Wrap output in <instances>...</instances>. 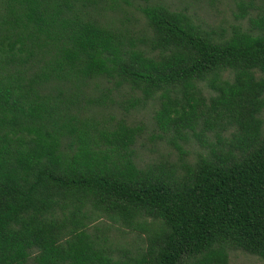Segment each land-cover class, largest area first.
<instances>
[{
  "label": "trees",
  "instance_id": "obj_1",
  "mask_svg": "<svg viewBox=\"0 0 264 264\" xmlns=\"http://www.w3.org/2000/svg\"><path fill=\"white\" fill-rule=\"evenodd\" d=\"M134 1L0 0V264L264 261V0Z\"/></svg>",
  "mask_w": 264,
  "mask_h": 264
},
{
  "label": "rangeland",
  "instance_id": "obj_2",
  "mask_svg": "<svg viewBox=\"0 0 264 264\" xmlns=\"http://www.w3.org/2000/svg\"><path fill=\"white\" fill-rule=\"evenodd\" d=\"M167 3H178L179 0H163ZM193 1L192 12L195 19L207 25L208 28L217 32L224 30L230 32L233 27L242 25V29H250L249 17L255 19L257 15L256 10H252L250 15L245 20H236L237 8L234 0H215L213 4L209 3V0H190ZM144 2L141 0H135L133 7L129 9L128 18L131 19L132 26H135L140 13L135 9L136 7L143 6ZM183 7L184 4H179ZM151 112L148 108H139L136 112H133L132 118L144 127V131L140 139L136 143L137 151L142 154L144 159L155 158L158 159L160 154H166L167 152H174L170 146L164 141L155 137L156 132L153 131ZM264 117V113H263ZM194 149H197L196 147ZM175 158V157H174ZM119 231L114 232L117 236L126 238L129 240L130 235H127L124 229L119 226H115ZM228 264H264V261L241 252H230Z\"/></svg>",
  "mask_w": 264,
  "mask_h": 264
}]
</instances>
